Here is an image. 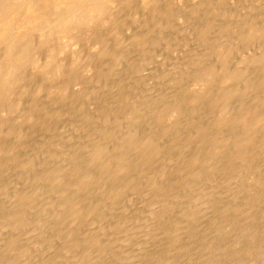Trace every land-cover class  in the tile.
Listing matches in <instances>:
<instances>
[{"label":"rangeland","instance_id":"1","mask_svg":"<svg viewBox=\"0 0 264 264\" xmlns=\"http://www.w3.org/2000/svg\"><path fill=\"white\" fill-rule=\"evenodd\" d=\"M107 13H108L109 18L108 16H106L107 18L105 17L103 19L98 20L95 26L94 24L93 25L91 24L93 27L91 25H89L88 27H85L84 29L87 30L88 28V31H85L82 29L84 34L81 33V36H79L77 39L75 38V40L70 38L69 36H67V38L69 37L68 38L69 40L66 38V36L63 37L64 39L62 37L61 38L58 37L59 38L58 39L56 38L57 36H55L53 40H50V43H49L50 49L46 47L47 45H45V47H43L44 45L43 46L38 45L37 46L38 48L36 47L37 49L36 54H39V55H36V54L35 55H36L37 60L39 59L38 61H40L39 64L35 66L34 64H32L33 66L30 64H26L25 66H22L23 69H20L21 71L20 74H24V75L23 76L21 75V79L23 78V80L20 79V82H21L20 85L23 87H24L23 83H26V85L23 89V87L20 88L19 87L20 85L17 84L16 86L19 85L17 88H19L20 91L17 90V88H14V90L15 91L17 90V91L12 93L14 94L13 96L11 94L12 97L10 96V100H12L13 98L14 100H18L19 102L18 106H16L14 109H9V110H7V108L6 109L3 108L2 110L0 109V129H3L0 132L4 133V134L0 133L1 134L0 136H4L3 138L5 140L2 138L4 146L5 144L10 145V146L7 145L6 146L7 148H4V149L8 150L12 146L7 151L8 153L9 151L10 153L11 151L12 152L14 151L15 153L16 152L19 153L20 156H19V159L17 158L16 162L20 159H21L20 161L24 159L27 163L28 160H31L29 159V157H32V159L38 161V164L36 165L44 167L45 165L44 160L47 159L49 161L48 162L47 160H45L48 162L46 163L47 167L49 165V168H51L53 164L55 166V164L59 163L58 160H61L63 162L61 163L63 166H67L66 164H68L67 163L68 161H69V165L73 163V166H75L76 164L78 166L80 164L86 165L85 162L87 161L88 156L90 154L89 151L92 150L91 147L93 148L97 140L101 141V140L106 139L104 140L103 144H106L109 148H111L114 146V144H118V145L120 144L121 139L122 140L124 139L123 134L126 135L129 129H131V131L133 130L139 131V130L145 129L146 127L147 130H145V132L143 130V132L147 133L148 131V134L150 131L153 130L152 132H150V134L152 133L151 135L155 134L158 136V137L155 135H154L155 137L152 136L155 138V142L161 141V143L164 145V146L162 145L160 146L161 143L159 142L160 143L159 144L156 142L157 145L159 144L160 148H163L161 149V152H160L161 155L160 154H159L160 156L158 155L160 158L157 156L159 161L156 160L157 161L156 163L157 164L159 162L161 163V164L159 163L160 164L159 167L164 164L163 167H165L166 169L164 168L163 172L159 173V172H155L151 168L152 170L149 169V171L151 172L153 171V172L152 173L148 172L151 174L147 175L146 177L148 178V176H150L151 178L152 176L156 175V177L155 176L152 177L151 180L155 178L154 181L158 180L157 182H161V183H163L164 181V184L167 185L168 191L170 190L172 192L171 198L168 199L169 202L173 204L172 213L169 212L170 220L167 223V221H165V219L163 218L164 224L160 222V220H158L159 214L157 212L158 211L157 207L159 204L157 203L158 201H156V199H153L155 198V194H153L155 193L154 192L155 189L152 187L153 189V192H152L150 188L151 185H149L150 190H146L148 188L147 184H149L150 181L149 179L145 177L146 179L144 178V181L141 180V183L142 185H144L142 186L143 192L146 190V193L143 194V192L140 191L141 187L140 189L138 188L139 190L136 189V191L135 189L131 190V192H128L129 194L127 193V195L125 196L126 201L124 200L123 201L124 203L122 202L118 203L117 206H114L113 208L103 211L102 218H100L99 221L94 222L90 226L92 227L89 229L90 232H93L94 234L99 236L100 238L99 241H101L102 245L106 247L107 253L102 254V252L100 251V248L98 250L91 249V251H84L82 249L80 250L79 248L75 247V248L69 249L68 251H64L62 249L61 239L55 236L53 232L50 230L47 231V233L44 232L46 235V238L49 239V242L52 245V249L47 250L45 241L43 240V238L40 239V236H42L43 233L38 232L39 230H37L36 226H35L36 229L33 228L34 219L32 218V219H29L32 226L29 225L27 226V228L25 227L26 228L25 231L20 233L23 239H27L32 234L34 237L33 238L34 240L31 237H29L30 240L31 239L33 240V241L31 240L32 241L31 244H33L34 242L36 243V245L33 244L34 246L33 245L31 246L30 242L28 241L21 242L22 243L21 247L24 248L27 246L26 248L28 250L27 249L25 250L29 251V253L30 252L32 253L30 256L29 255L27 256L25 260V264H68V263L72 264L73 262H78V264H126L128 262L129 264H137V263L138 264H158L155 262V259H154L155 256H157L156 255L157 249H155L152 252L153 255L151 254V256L153 258L151 257V259L148 257L145 258V256L143 255L140 256L141 259L139 257H138L139 259L136 257L138 262L136 259H133L135 258V256H131V255H134L135 252L137 253L138 251L143 249V248L141 249L142 242L137 241L138 238H140L142 235V238H140L139 240L144 241V244L146 246L147 245L146 243L148 242H146L143 239L142 233L146 231H149L151 233V230H152V233L154 235V233L159 232V230L166 231V229L168 230V228L170 227L174 228L173 224L177 220V222L175 223V226H177V223L180 221V219L178 221V218H180L183 214H185L186 213L185 211H187V213H191L192 215L191 217H189L190 220L188 223H183L181 224V226H179L180 224H178L179 230L176 231L175 233L176 235H179V236H174V238L177 237L175 239L177 240L175 243V245L177 246L174 245L175 246L174 248L172 249L169 248L168 252H166V256L169 258V262L167 264H264V257H262L258 251L261 247H264V184H262L264 183V159H263L264 152L260 151L261 148L258 149V147H256L257 148L256 154L259 152L257 156L259 155L260 158L256 159L255 157L256 160H254L253 158L251 160L252 161L251 164L248 167V170L247 168H244L245 166L243 165V163L242 164L238 163L240 165L239 169L243 168L242 169L243 171H241L240 169L239 172L235 171L233 173L232 171H229V169L227 168L228 166L226 167L224 166L225 160H223L221 161V163L218 162V165L220 164L219 165L220 167L218 166L220 169L218 167H215L216 172H214V169L212 172L205 171L204 174L208 173L207 174L208 176L206 174L205 175L201 174L200 177H197L198 179L196 177L195 179H193L191 178V176H189L190 172L185 166V164L188 160V156H190V153H192L195 149H199L198 147L200 145L203 148L204 144H200V142L198 143L196 141L198 143L197 146L199 145L197 147L196 143H193L195 142V140H191V138L186 139L188 141L187 142L181 136L177 140L179 144L177 143V141H174L175 139H177L178 137L177 135H179V132H181L180 134L194 133L193 130L195 129L192 128L193 122H196L198 124H203L206 122V120L209 121V119H210L211 125L207 121L209 124L205 123L201 125L202 127H204V129H208L209 131H212V132L214 130H212L211 128L215 129V131L217 130L221 131L224 129L223 131L225 132H222L223 134L224 133L230 134L229 131L232 129H230L229 127L231 126H229L228 124H224L223 126L227 127V129L225 130L226 127L224 128L221 124L223 122H226L227 115L225 113L224 114L217 113L218 111L216 110V107H212L211 103L206 102L208 101V99L203 100L202 90L204 91L205 88H209L212 90V93L214 94L216 93L215 88H217L218 90L221 86H226L227 84L228 86H231L229 84L234 83V82L233 83L230 82V83L223 84L221 70H219V67L217 65L218 64L217 55H223L226 50H227L226 51L227 53L225 52L224 55H231L229 57L230 61L227 62L228 66H230L229 68L234 69L235 67L238 66L234 70L236 69L244 70L245 69L246 72L248 71L247 72L248 74L246 73L248 75L247 79L252 77V74H253V78L252 79L250 78L249 80H252L251 82L256 84L257 82L256 72H252V67L247 64L248 62H246V60L247 59L249 60V58L253 54L259 55L258 53L260 54L262 53V50L264 49V38L259 39V41L262 44L257 41L258 39H251V41H248L245 39H241L239 37V32H245L246 27L243 26V23L244 21L249 20V19H251L252 22L255 20L258 25H261V24L264 25V0H113V2L109 4ZM104 19L105 21H103ZM107 19L108 21H106ZM222 27H225V28L222 29ZM15 31H16V28H15ZM92 31L93 33H91ZM86 32L89 34H87ZM197 34L199 35V37L197 36ZM142 37L146 39V42L144 44H142L141 42L138 43L139 39H141ZM203 37L204 39H202ZM80 38H82V40ZM62 39L64 41H61ZM36 41H38V39ZM51 41H53V43H51ZM242 41L244 42V45ZM49 44H48V47H49ZM104 44L106 48L109 49V51H111V53L113 54L115 53L119 56L121 55L120 58L116 59V57H114L115 55L109 53V51L103 54V52H101V49L103 48ZM259 45H261L262 47ZM60 46H62L64 49H62ZM45 48L48 49L46 50V52L44 51ZM258 48L259 50H257ZM51 49L54 52H52ZM48 55H51L52 57L54 56L52 60L56 62V63L54 62V64H56V68L58 67L57 69L53 67L55 71L51 74L54 75L56 72V74L57 73L58 74L54 76L57 77L61 73L62 74L65 73L64 75L62 74L60 75L63 79H61V77L58 76L60 79L56 80V77L53 76V80H52V77L51 79L49 78L52 75L45 74L48 72L44 73V71L46 70L43 68V66L42 68L44 69V71L43 69H41V67H38V66H41L40 63H42L43 60H44L43 62L46 61L45 59L48 58ZM72 55H77L75 56V58L77 59V60L75 59L76 60L75 65L73 64L75 60H74V56ZM65 59L69 62L72 60L71 61L72 63L71 62L70 63L73 65L71 64L69 65L67 61H64ZM57 63L58 65H60V67L63 64L64 66L68 68H70L69 66H72L73 72L76 75L73 74V76H71L73 72L71 71L72 68H70L71 69V70L69 69L70 74L67 73L70 76L69 77L66 74L68 68L66 69V67H63V66L62 68H59V66H57ZM65 64H68L69 66ZM245 64H247L246 66L249 67V70L248 68L246 69V66L244 67ZM214 65L217 68V70L216 69L214 70V73H213L214 78L212 77V80L209 82V85L211 86L209 85L207 86L205 85V83H203V82H206L205 79L203 80L200 78L201 80H199L197 72L198 70L200 71V69L202 70L204 67H208V66L214 67ZM201 66L203 67L199 68ZM213 67H209V68H213ZM63 69L64 70L66 69L65 70L66 72H64ZM194 69H197V70H194ZM59 70H60V73H59ZM195 73L197 76L195 75ZM187 74L189 75V78L191 77L190 79L189 78L186 79L188 77ZM66 75H67V79H66ZM214 75L217 78H215ZM73 77L74 79H72ZM36 78L38 80H36ZM70 78L73 81L72 83L69 84V82H71L69 80ZM39 79L42 80L43 82H41ZM48 79H50V81H48ZM215 79H218V80L216 81ZM253 80L256 82H254ZM36 81H38V83H35ZM61 81H64V82L62 83ZM66 81L67 83H65ZM194 81H197V82L200 81V82L197 85V83H195ZM39 83H42V84L40 85ZM59 83H61L62 87L63 86L65 87L67 85L69 86V88L68 86L66 87L67 94L69 95L74 94L73 96L68 95L70 99L68 98V96H67V99L63 98L61 93H59L60 90H56L57 87L59 86L61 87ZM236 83L238 84L237 85L238 87L240 86L239 88H242L244 90L245 95L243 98L245 99V96H246V100L249 99L251 96H254L253 94H255L256 92H258L256 91V88H254L255 90L252 91L253 88L252 87L250 88L249 86H245L244 85L245 83H243L242 81L241 83L239 81L240 85L238 82ZM33 84H35L34 87H33ZM37 84L40 86H38ZM44 84L46 85V89H45ZM181 84L182 86H184L186 91L185 90L180 91L181 89L182 90L184 89L182 88ZM36 86H38V88L40 87L39 90ZM193 86L194 87L196 86V87L193 88ZM26 87L28 88L33 87L35 89L32 90L30 88L31 89L30 90L27 88L28 92L26 94L24 93L25 92L24 90H26ZM212 87L214 88L212 89ZM247 87L250 88L249 91ZM193 89H195L196 91ZM200 90L201 92L199 93ZM29 91H30V94L32 93L36 96L34 97L32 94L31 96L29 94ZM36 91L38 92L35 94ZM175 91L178 92L177 93L178 96L182 94L186 96L187 93L188 95H192L198 92L196 94L200 95V99L199 101H195V103L194 102L190 103L186 101L183 102L184 105H182V107L184 108V110L182 108V112L184 111L183 112L184 114L177 113L178 117L180 116L181 118H176L177 115H175L173 116V119H171L172 118L171 116L169 117V115L168 116L166 115L167 118L166 116H164L163 118H160L158 120L156 118L158 117L156 114L158 111L157 110L158 107H156L157 103L160 100H165L166 102L168 101L167 103H169L171 98L174 99L173 94L175 95L176 93ZM188 91L190 92V94ZM246 91L249 92L251 96H249V94L246 93ZM184 92L186 93V95L184 94ZM250 92H252V94ZM77 95L80 98H78ZM170 96H172L170 99L169 98L165 99V97H170ZM240 96L241 95L237 94L234 97L239 98ZM32 97L35 99L34 101L31 102V100H33ZM59 98L61 101L59 100ZM72 98L74 100H72ZM75 98L76 100L78 99L77 100L78 102L75 100ZM65 99L68 102L67 101L65 102L64 101ZM69 100L70 102H73V101L75 102L69 103ZM120 101L121 103L119 104ZM30 102L32 103V105L29 104ZM34 103L35 105L33 106ZM193 103L195 105H193ZM207 103H208V106L206 105ZM28 104L29 106H31V108L25 109L26 107H29ZM148 104L149 105L151 104V105L149 106ZM228 104H229V101H228ZM153 106L156 108H154ZM198 106L200 109L198 108ZM209 106H211L212 108ZM43 107L45 108L41 109ZM136 107H138L139 110H137ZM202 107L204 109H202ZM228 107L230 109L229 105ZM30 109L31 110L33 109L34 111L37 110L35 112L33 111L34 112L33 115H36L35 118L37 120L39 119L41 120V116L45 119L44 120L46 123L45 127H43L44 125L41 127L40 126L41 122L33 118L34 116L32 115H31L32 117L31 120H29L30 118L28 119L29 123L27 122L28 120L25 119V116L23 117V115H25L26 114L25 112L29 111ZM134 109L140 112L138 113ZM141 109L143 110L142 112L144 114H147L146 115L147 117L145 116L146 117L145 119L143 117L144 114H141ZM62 110L65 111L63 112L64 114L61 113ZM153 110L156 112H154ZM198 110H199V113L197 112ZM201 110H204V112H201ZM145 111L147 113H145ZM52 112H54V114ZM135 112L137 114H140L139 115L140 118H134V116L135 117L137 116ZM148 112H150V114ZM205 112H207L205 117L206 116L208 117L209 115V118L206 117V119H204ZM132 113H134V115H132ZM186 113H188L187 116H186ZM190 113L191 115L195 113V116L193 115L191 117ZM200 113L202 115H200ZM43 114L45 115V117ZM80 114L82 116H80ZM84 114L86 115V117H84ZM197 114H199V116ZM210 114L212 116H210ZM182 115L186 116V118L184 119V116ZM213 115L214 116L216 115L215 116L216 118ZM106 116H108L109 118ZM221 116H223V122L222 121L218 122L217 123L218 126H217L214 123L217 121V119H221ZM22 117L24 118L25 122L23 121ZM130 117L132 118L130 119ZM168 117L171 120L168 121ZM196 117L197 119L196 121H194V118ZM200 117L202 118L200 119ZM20 118L22 119V122ZM135 119H137L138 122H136ZM187 119H189V122ZM211 119H213L215 122ZM134 120L136 124H134L133 122ZM146 120L149 122V124L153 121L150 124L152 127L149 126ZM174 120L176 124L173 123ZM162 121L164 125L166 124V126L164 125L159 126V123L161 124ZM170 121L174 126L176 125L175 126L176 128H179L181 126L180 130L176 129L175 127H172L173 126L172 124H171V127L168 126ZM178 121H180L181 123L184 122L183 123L184 125L178 123ZM198 121H201V123ZM185 122L189 123L193 130L190 128L189 124L186 125ZM129 123L133 125H130ZM153 123H155L154 124L155 127L153 126ZM177 123L179 124V126ZM124 125H127V126L125 127ZM157 125H158L157 129H155ZM128 126L129 127L132 126L133 128L132 127L128 128ZM135 126L137 127V129L134 128ZM205 126H207L208 128ZM216 126L218 128H216ZM12 127L15 128V130L16 129L17 130L20 129V130H18V133L16 131V132H12L11 134V132H9V129H13ZM167 127L170 129L171 128H175V129H171L168 131ZM119 128H123V129H119ZM158 128H160V130H158ZM4 129H8V130H4ZM106 129L108 130L110 129L108 133ZM164 129H165L164 133L166 132L165 134L166 135L168 134L167 136H169L171 133L174 135L175 132L177 131L179 132H177V134L174 136L171 134V136L166 137V135H161V134H164L162 131ZM188 129H190L191 131ZM101 130L102 131L106 130L105 133L108 135L114 131H115V134L111 133L112 135L110 134L108 136L104 134ZM118 130L120 131V133ZM124 130H127L126 134ZM182 130L184 131L187 130V131L183 133ZM137 131H134V132L137 133ZM173 131L175 132L173 133ZM16 133L17 135L19 133L20 134L17 136ZM121 135L123 136L122 138H121ZM138 135H140L139 132H138ZM14 136L15 138H13ZM20 136L21 138L19 139ZM99 136H102V137H99ZM162 136H164L163 139H162ZM118 137H120L121 139ZM170 137L173 142H171ZM255 137H259L261 139L260 136L256 135ZM7 138H10V139L7 140ZM114 139L116 142H119V141L120 142L116 143ZM227 140L228 138H226L225 141L227 142ZM109 141L111 144L109 143ZM191 141L193 142L191 143ZM256 141L259 142L257 138H256ZM170 143L171 144L173 143V144L171 145ZM186 143H187L186 147L188 148V150L187 148L184 147ZM181 144L182 146H180ZM190 144L192 145L194 144L196 148H194V146L192 147V145ZM175 146L178 148H176ZM170 147L173 149L172 151L170 150L171 149ZM180 147H184L185 149L181 148L180 149L181 151H180L179 150ZM175 148L177 150H175ZM84 151L88 152L89 154L87 155V153H85ZM187 152H190V153L188 154ZM73 153L75 154L74 160L76 161L74 160L72 161V159L69 158V155L71 154L74 155ZM185 153H187L188 155L185 156L186 155ZM45 154L47 157L45 156ZM84 154L87 157V158L85 157V159L83 158ZM262 154L263 156L261 157ZM179 156H181V158L182 156L186 157L187 159L185 158L186 160H183L184 158L181 159ZM25 157L28 158V160H26ZM64 158L67 160L65 161ZM81 159L83 162L85 160L86 161L83 163ZM24 160L21 163H24L25 162ZM215 161H214V164L217 162ZM16 162H14L15 164L14 163H11V164H13V169H15L16 167L15 165L17 166L19 165V167H17L18 169H15V171L18 170L17 172H20L19 173L20 175L23 174L22 178H20L21 176H19L18 173L16 174L15 171H14L15 174H13L14 173L13 169H9V168H12L11 164L9 165L8 168H5L7 169L5 170L7 172L6 173L4 172V175L0 176V188L2 187V190L0 189V200L2 201V202L0 201L1 202L0 207L3 206V208H0V212L1 210H2V213L6 211L4 214L12 211L13 205L10 206L11 202L13 201L15 204V201L16 202L18 201L17 198L20 199L19 196H21L23 192L26 193V191H29L30 189L28 188L30 186H33L34 181H35V180L33 181L29 180V183L27 181L29 185L28 186L23 180L24 173L23 172L21 173L22 164L19 161H18L19 163L18 162L16 163ZM181 162L182 163L185 162L183 164L184 166H182ZM64 163L66 164L64 165ZM227 163H225V165ZM61 164L60 163L59 165L57 164L58 165L57 167H60ZM252 164L254 167L259 168L257 170L256 168H253L252 171H254V173L250 171L253 167ZM54 166L52 169H54ZM175 166L178 169L181 168V170L180 169L179 170L182 172H178L179 170L177 171L178 173L174 171L177 169L176 168L173 170ZM198 166L195 165L194 166L195 168L193 167L192 170L194 169L193 171H200L201 169H203L202 166L200 168V164ZM221 167H222V172H224L222 174H221ZM182 168H184V170H182ZM8 169L10 171L12 170L11 173L9 172ZM185 169L188 171V174H186ZM217 170L218 171L220 170V171L218 172ZM255 170L257 174L260 173L259 171L261 170L262 172L260 174H262L263 176L260 174L257 176L255 173ZM172 172L174 173V175H172L173 174ZM184 172L186 174L185 176L190 177L191 180H189V178L188 179L184 178ZM209 172L212 174V175L210 174V178H208ZM248 172L254 175L253 176L251 174L253 176V180L255 184H253V182H251L252 184L251 183L249 184L251 186L253 185L254 187L257 186L255 191H247V190L244 191L243 190V187L247 184V182H249V177L251 176L250 173ZM225 173H227L226 174L227 176L224 175ZM161 174L163 176H161ZM164 174L166 175V177H164L165 176ZM17 175L19 176V178H17L18 177ZM158 176L161 178H158ZM204 176H207V178ZM252 176H251V179H252ZM261 176H262L261 179H263L262 181L260 179ZM16 179L18 181L19 180L21 181V185L17 183ZM184 180H189V181L194 180L193 182H191V184L193 185L190 186L192 187L191 190L193 189L192 191L190 190L189 186L187 187L184 184L180 185V182L184 183ZM256 180H257V183L259 181L258 184L256 183ZM23 182L25 183V185ZM31 182L32 184L30 185ZM1 183L3 184L5 188L1 185ZM259 184L262 186H260ZM13 186L16 187V191L14 189L15 187L13 188ZM25 186H28V187L25 188ZM44 186L47 187L46 185H43L42 191H41V187L37 189L39 194L42 192L41 193L42 195L41 194L39 195L37 191L33 193L31 191L32 189L30 190V192L32 193L31 195L32 196L34 195L32 198L36 201L37 207H36L35 202H32V204H34L36 208L34 207V205H32L31 208H35V209L29 208L30 210H27V214L29 213L28 217H30V215L32 216L38 215L37 213L41 214V212L44 210H49V208L47 207H45V209L42 210V207L44 206V202H42V200L44 201L45 196H47L46 194H48ZM19 188L25 189V190L23 191ZM32 188L34 191L35 190L34 187ZM183 189H185L186 192L183 191ZM19 190H20V193L22 194H19L18 192ZM14 191L15 193L18 192L19 194V195L16 194L18 196H15V199L13 197L15 195ZM187 191H190V192H187ZM43 192L45 194H43ZM136 193L138 196L135 195ZM256 193L259 194V200H256L258 198ZM152 195H154V197H152ZM252 196L253 197L256 196L255 197L256 199L255 198L253 199ZM12 197L13 199H11ZM140 197H143V198H140ZM151 198L153 199L154 203L151 201ZM3 199L5 200L4 202H3ZM251 199H253V202ZM5 205L9 207L10 209L7 207H4ZM233 205L236 206L239 211L233 212L234 210L230 209V207L232 208ZM40 209H41V212H40ZM222 209H223V213H222ZM7 210L8 211L10 210V211L8 212ZM149 213H151V215H149ZM4 216H5V222H8L7 224L9 225L8 226L9 228L5 226L7 224H5L4 222ZM4 216L3 215L0 216L1 217L0 220H2L0 221V230L2 229L0 231L1 240L4 237L5 232H8L7 230L10 229V225H12V223H10L9 218H7L6 215ZM171 217L172 218L174 217V218L172 219ZM230 218H234L236 222L232 225H227V221ZM3 224L5 226L4 228L1 227V225L3 226ZM170 224L172 226H169ZM30 226L32 227V229H30ZM165 227L167 228L165 229ZM191 227L192 229H190ZM4 229H6L5 232H4ZM28 229L30 230V232ZM171 230L172 229H170V231ZM220 230H222L221 232L222 235L221 233H219ZM138 233H139V237H137ZM34 235L36 236V238ZM210 242L213 243V247H211L212 249L208 248L207 246L208 243ZM214 245H215V248H214ZM148 246H149L148 249H150L152 245L149 243ZM125 254H127L128 256L124 257ZM131 259L133 263L130 262Z\"/></svg>","mask_w":264,"mask_h":264},{"label":"bare ground","instance_id":"2","mask_svg":"<svg viewBox=\"0 0 264 264\" xmlns=\"http://www.w3.org/2000/svg\"><path fill=\"white\" fill-rule=\"evenodd\" d=\"M111 2H113V0H0V45H1L0 46V109L2 110L3 108H5V109L7 108V110H9V109H14L16 106H18V103H19L18 100H14V98L12 100H10V96H11V94L13 92H16L17 90H19V88H17V87L21 84V82H20L21 75L22 76L24 75V74H20L21 73L20 69H23L22 66H25L26 64H30V65L34 64V66L39 64L40 61H38L39 59L37 60V58H36V55H39V54H36V51H37L36 47L38 45L39 46H41V45L43 46L44 45L43 47H45V45H47L46 47L50 49V44H49L50 40H53V38L55 36H57L56 38H58V37H60V38L62 37L63 38L65 36L67 38V36H69L70 38H72L74 40H75V38L77 39L79 36H81V33L84 34L82 29L85 30L84 28L88 27L91 24L92 25L94 24V26H95V24L98 22V20L103 19L106 16H108V13H107L108 12V7H109V4ZM216 10H217V8H216ZM108 18H109V16H108ZM103 21H105V19ZM106 21H108V19ZM254 21L252 22L251 19L244 21L243 26L246 27V30H245V32H239V37L241 39H245V40H248V41H251V39H258L257 41L260 42L259 39H263L264 38V25L263 24L258 25L257 22L255 21L256 22L255 23ZM205 22H206V20H205ZM225 27H222V29H224ZM15 28H16V31H15ZM200 28H202V27H200ZM85 31H88V28ZM240 31H241V29H240ZM95 32H96V30H95ZM38 33H39V35H38ZM91 33H93V31ZM87 34H89V33H87ZM37 36H38V38H37ZM197 36L199 37L198 34H197ZM35 37H36V39H35ZM37 39H38V41H36ZM63 39L61 41H64ZM72 39H70V40H72ZM80 39L82 40V38H80ZM202 39H204V37ZM139 42L144 44L146 42V39H144L142 37L141 39H139L138 43ZM51 43H53V41H51ZM57 43H59V42H57ZM48 44H49V47H48ZM243 45H244V42H243ZM62 46H63V44H62ZM62 46H60V47L62 49H64ZM104 46H105V44H104ZM104 46H103V48L101 46V48H102L101 52H103V54L107 53L109 51V49H107L106 46L104 48ZM259 46H261V45H259ZM47 48H45V50H44L45 52H46V50H48ZM51 48H52V46H51ZM225 50H223V51H225ZM257 50H259V48ZM51 51L54 52L52 49H51ZM57 51H59V50H57ZM112 52H113V50H112ZM225 52H224V54H225ZM109 53H111V51H109ZM111 54H113V53H111ZM224 54L223 55H217L218 56L217 57L218 64L217 63L216 64L218 65L219 70H221V76L223 78V84L224 83H230V82H232V83L234 82V83L233 84L230 83L229 85H231V86H228V84L226 86H221L218 90H217V88H215L217 91L215 90L216 93H214V94L212 93L211 89L205 88L204 91L202 90V93H203V98L202 99L203 100L204 99L205 100L208 99V101H206V102L211 103L212 107H216V110L218 111L217 113H219V114H221V113L224 114L225 113L227 115L226 122H223V116H221V119H217L216 122L213 119H211V120H213L215 122L214 124H216V125H217L218 122L222 121L223 122V123H221L222 126L224 124H228L229 126H231V127H229L230 129H232V130L229 131L230 134H226V133L223 134L222 132H225V131H223L224 129L221 130V131L220 130L215 131V129L211 128L212 130H214L213 132L209 131L208 129H204V127H202L201 125H203L205 123H208V122L210 123V119H209V121L206 120V122L203 123V124H198L196 122H193V120H192V122H193V124L191 123L192 124V128L195 129V130H193L191 128V125L189 123L185 122L186 125L189 124L190 128L194 131V133L180 134L181 132L176 130L177 132H179V135H177L178 137L174 141H177L178 138H180V136H181V137L184 138V140L190 139V138H191V140H195V142L191 141V143L192 142L196 143V146H197V144L199 142H200V144H204L203 148H202L201 145L200 146L198 145L199 147L198 146L197 147L199 149H195L194 151L192 150L193 151L192 153L187 152L188 154L190 153V156H188V160H187L185 166L187 167V169L190 172L189 176H191V178H193V179H195V177L196 178L200 177L201 174L205 175L206 174V173L204 174L205 171L212 172L213 169H214V172H216L215 171L216 170L215 167H218L220 165V164L218 165V162L221 163V161H223V160H225V163L228 162L226 165L224 163V166L225 167L228 166L227 168L229 169V171H232L233 173L235 171L239 172L240 169H241V171H243L242 170L243 168L239 169V166H240L239 164H242V163L245 166L244 168H247V170H248V167H249V165L252 162L251 160L253 158H254V160L260 158L259 155L257 156V154H259V152L256 154V150H257L256 147H258V149L261 148L260 151L264 152V49L262 50V53H261L262 55L260 53H258L259 55L253 54L249 58V60L248 59L246 60V62H248L247 64L252 67V72H256L257 82L253 80L254 82H256V84L251 82L252 80H249L250 78L251 79L253 78V74H252V77L249 76L250 78L248 77L249 79H247V76H248L247 72L248 71L246 72L245 69L244 70L243 69L234 70L238 66L237 67L234 66L235 67L234 69L229 68L230 66H228L227 62L230 61L229 57L231 55H224ZM51 55H48V58L44 57V58H46L45 59L46 61L43 62L44 60L43 61L41 60L42 61V63H40L41 66H38V67H41V69L44 68L46 70V71H44V69H43L44 73L48 72V73H45V74L52 75V76L49 75L50 76L49 78L51 79V77H52V80H53V76L57 75L58 73L56 74V72H55L54 75L51 74V73H53L55 71L54 68H56V64H54L55 61L52 60L54 58V56L52 57ZM113 55H115L114 57H116V59H119L120 56H121V55L119 56V55H117L115 53ZM72 56H74V60H75L76 59L75 56H77V55H72ZM66 59L64 61L68 60V59L67 60ZM76 60L73 63L74 65L76 63ZM60 62H61V60H60ZM67 62L69 63V65L72 63V62L70 63L69 61H67ZM73 64H71V65H73ZM247 64H245L244 67ZM65 65L69 66L68 64H65ZM42 66H43V68H42ZM57 66H59V68H62V66L66 67V66H64V64L60 67V65H58V63H57ZM203 66H201L199 68H202ZM205 66H207V65H205ZM69 67L72 68V70L70 68H68V67H66V69L68 68V70L70 69L73 72V67L72 66H69ZM209 67H213V66L204 67L202 70L200 69V71L198 70V72H197L199 80H201V79L204 80L205 79L206 82H203V83H205V85H207V86L209 85V82L212 80L214 70L215 69L217 70L215 65H214L213 68H209ZM247 68L249 70V67L246 66V69ZM65 70H64V72H66ZM68 70H67L66 74L67 73L70 74V70L69 71ZM194 70H197V69H194ZM252 72H250V73H252ZM59 73H60V70H59ZM64 74H62V75H64ZM73 74H75V73L73 72L71 74V76H73ZM60 75H58V76L61 77ZM67 75H66V79H67ZM195 75H196V73H195ZM58 76L57 77L54 76V77H56V80L60 79ZM187 76L188 77L186 79L189 78L188 74H187ZM74 77L72 79H74ZM215 78H217V77L215 76ZM254 78H255V76H254ZM50 79H48V81H50ZM61 79H63V78L61 77ZM218 79H219V77H218ZM218 79H215V80L217 81ZM21 80H23V78ZM36 80H38V79L36 78ZM69 80L71 81V82H69V84L72 83L73 80H71V78ZM177 80H178V78H177ZM194 80H196V79H194ZM40 81L43 82L42 80H40ZM64 81H61V82L63 83ZM67 81L65 83H67ZM239 81H240V83H241V81L243 83H245L244 84L245 86H249L250 88L252 87L253 88V90L251 89L252 91L255 90L254 88H256V91H258L256 93L254 92L255 93V94H253L254 96H251L249 94V92L246 91V93H248L249 96H251L249 99H247L249 101L246 100V96H245V99L243 98L244 95H245L244 94V90L242 88H239L240 86L238 87L237 86L238 84L236 83V82L239 83ZM33 82H34V80H33ZM59 82H60V80H59ZM194 82L197 83V85H198L200 81H198V82L194 81ZM35 83H38V81H36ZM206 83H208V84H206ZM240 83H239V85H240ZM17 84H19V85L16 86ZM23 84H24V87H25L26 83H23ZM39 84L41 85L42 83H39ZM213 84H214V82H213ZM40 85H38V86H40ZM59 85H61V83H59ZM34 86H35V84H33V87ZM38 86H36V87L38 88ZM44 86H45V89H46V85L45 84H44ZM67 86H65V87L63 86L62 87V85H61V87L60 86L57 87L58 89L56 88V90H60V92L59 91L58 92L61 93L63 98H66V99H67V96L69 95V94H67V91H66V89H67L66 87ZM181 86H182V84H181ZM209 86H211V85H209ZM19 87L21 88L23 86L20 85ZM24 87H23V89H24ZM33 87H30V88L33 90V89H35ZM195 87L193 86V88H195ZM215 87H216V85H215ZM249 87H247L248 91L250 90ZM14 88H17V90L15 91ZM27 88L28 87H26V90H24L25 91L24 93H26V94L28 92ZM30 88H28V89H30ZM37 88H36V90H37ZM39 88H38V90H39ZM59 88H61V89H59ZM68 88H69V86H68ZM182 88H184V86H182ZM213 88L214 87H212V89ZM176 89H178V88H176ZM184 90H185V88L183 90L181 89L180 91H184ZM193 90H195V89H193ZM37 92L38 91H36L35 94ZM200 92H201V90L199 91V93ZM177 93L178 92H176L175 95H177ZM196 93H198V92H196ZM196 93L192 94V95H188V93H187L188 96L186 95L185 92H184V94L186 96H184L183 94L180 95V96H178V95L175 96L173 94L174 99L171 98L172 96L165 97V99L166 98L167 99L171 98L170 99L171 103H170V101H169V103H167L168 101L166 102L165 100H160L157 103V105H156V107H158L157 108L158 111L156 113L158 117H156V118L159 120L160 118H163L164 116H166V115L168 116L169 115V117L171 116L172 117L171 119H173V116L177 115V113H180V114L183 113L184 112V111L182 112V108H183L182 105H184L183 102L186 101V102H190V103H192V102L195 103V101H199L200 95H197ZM250 93L252 94V92H250ZM29 94H30V91H29ZM189 94H190V92H189ZM237 94H239L241 96L239 98H235L234 96L237 95ZM13 95L14 94H12V96ZM32 95L34 97L36 96L34 94H32ZM70 95H72V94H70ZM31 96H30V98H31ZM64 96H66V97H64ZM69 96H68V98H69ZM78 98H80V97L78 96ZM34 99L35 98H33V100H31V102L34 101ZM66 99L64 100L65 102L67 101ZM59 100H60V98H59ZM72 100H74V99L72 98ZM75 100H76V98H75ZM172 100H173V102H172ZM228 101H229V104H228ZM31 102L29 104L32 105ZM73 102H75V101H73ZM73 102H70V100H69V103H73ZM120 103H121V101L119 102V104ZM194 103H193V105H195ZM208 103L206 104L207 106H208ZM29 104H28V106H29ZM155 104H156V102H155ZM198 104H200V103H198ZM202 104H203V102H202ZM202 104H201V106H202ZM34 105H35V103L33 104V106ZM66 105H68V104H66ZM193 105H192V107H193ZM228 105L230 106V109H229ZM73 106H74V104H73ZM133 106H132V108H133ZM196 106H197V104H196ZM199 106H198V108H199ZM211 106H209V107H211ZM156 107H154V108H156ZM27 108H31V106L26 107L25 109H27ZM44 108L45 107H43L41 109H44ZM132 108H131V110H132ZM136 108H137V110H139L138 107H136ZM202 109H204V108L202 107ZM207 109H209V108H207ZM134 110H136V109H134ZM137 110H136V112L139 113L140 111H137ZM154 110H156V109H154ZM183 110H184V108H183ZM31 111L33 112L34 110L30 109L29 111H26V112L24 111L26 114L23 115V117L25 116V119L28 120L30 118L29 120H31V118H32L31 115H32V116H34L33 118H35L36 115H33V114L37 110H35L33 113ZM46 111H44V112H46ZM142 111L143 110L141 109V114H144ZM42 112H43V110H42ZM63 112H65V111L62 110L61 113H63ZM154 112H156V111H154ZM154 112H153V114H154ZM186 112H188V111H186ZM197 112L199 113V110ZM197 112H195V113H197ZM201 112H204V110H201ZM207 112L204 113V117H205ZM52 113L54 114V112H52ZM145 113H147V112L145 111ZM148 113L150 114V112H148ZM195 113H193L194 116H195ZM81 114H83V113H81ZM81 114H80V116H82ZM187 114L188 113H186V116H187ZM132 115H134V113H132ZM136 115L137 116L136 117L134 116V118H140V116H139L140 114L136 113ZM146 115L147 114H144V116H143L144 119L147 117ZM190 115H191V113H190ZM193 115H191V117ZM197 115L199 116V114H197ZM200 115H202V114L200 113ZM46 116H48V115H46ZM104 116H105V114H104ZM167 116H166V118H167ZM182 116H184V115H182ZM186 116H184V119L186 118ZM210 116H212V115L210 114ZM44 117H45V115H44ZM84 117H86L85 114H84ZM106 117H108V116H106ZM150 117H152V116H150ZM169 117H168V121L171 120ZM202 117H200V119ZM206 117L204 119H206ZM131 118L132 117H130V119ZM153 118H151V119H153ZM176 118H181V117L180 116L178 117V115H177ZM207 118H209V115H208ZM196 119H197V117L194 118V121H196ZM29 120L27 121L28 123H29ZM44 120L45 119L42 116H41V120L40 119L37 120V121L41 122L40 123L41 127L43 125H44L43 127H45V125H46ZM135 120H136V122H138L137 119H135ZM135 120L133 121L134 124H136ZM187 120L189 122V119H187ZM23 121H24V118H23ZM32 121H33V119H32ZM213 121H211V122H213ZM21 122H22V119H21ZM198 122L201 123V121H198ZM131 123H132V121H131ZM131 123H129V124L133 125ZM173 123H175V120H174ZM178 123L183 124L184 122L181 123L180 121H178ZM148 124H149V122H148ZM150 124H149V126L152 127ZM154 124L155 123H153V126L155 127ZM171 124L172 123L170 121L169 125L168 124L167 125L171 127ZM127 125H128V123H127ZM127 125H124V126L126 127ZM160 125H164L163 121H162L161 124L159 123V126ZM210 125H211V123H210ZM164 126H166V124ZM175 126L173 125L172 127H175ZM178 126H179V124H178ZM207 126H205V127H207ZM217 126H216V128H218ZM114 127H116V126H114ZM130 127H132V126H130ZM130 127L128 126V128H130ZM157 127H158V125L156 126L155 129H157ZM180 127L179 128L175 127V128L180 130ZM223 127L225 128L226 126H223ZM134 128L137 129L136 126ZM175 128H171V129H175ZM229 128H228V130H229ZM119 129H123V128H119ZM152 129H150V130H152ZM171 129L168 128V131L171 130ZM226 129H227V127L225 128V130ZM2 130L3 129H0V131H2ZM4 130H8V129H4ZM18 130H20V129H18ZM18 130L17 129L15 130V128H13V129H9V132H11V134H12V132H16L17 131V133H18ZM106 130H107V133H108V131L110 129L109 130L106 129ZM143 130L145 132V130H147L146 127ZM143 130H139V131L133 130V131H131V129H129L130 132L128 131L127 134H126L127 130H124L125 134H126V135L123 134L124 142L121 139L123 137L121 135V138L120 137H118V138L121 139L122 143L119 140H117V141L120 142V144L119 145L118 144H114V146H116V147H114L112 145L114 148L110 146L112 149L109 148L106 144H103L104 140H106V139L101 140L102 143H101V141L97 140L100 143L97 142V141H96L97 143L95 142L93 148L91 147L92 150L89 151L90 154L88 152L84 151L85 153H87V155L89 154V156H88L87 161L86 160H85L86 162L84 161L86 163V165L83 164L84 165L83 166V165L80 164L83 167H81L80 165H79L80 166L79 167L77 164H76L77 166L76 165L73 166V163L69 165V161L67 162L68 164L64 163V165L66 164L67 166H63L61 164L63 162L61 160H58L59 163L61 164L60 167H57L59 165V163L56 162L58 165L55 164V166H54V164H53L54 169H52L53 166L52 167L50 166L51 168H49V165H48V167H47L46 163L49 162L47 159H45V160H47L48 162L44 160V162H45L44 164L45 165L42 163L44 165V167L36 165V164H38V161L32 159V157H29V159H31V160H28V158L25 157V159L28 160L27 163H26V161L24 159H23L25 161L24 163H21V162H23V160L22 161H20L21 159L18 160L22 164L21 165L22 166L21 173L22 172L24 173V176H23L24 177L23 178L24 182L28 185L29 180H32V181L35 180L34 181V185L30 186L31 188L29 187L28 189H30V190L32 189L31 191L33 193H35V191L38 192L37 189H39L40 187H41V191H42L43 190L42 189L43 185L47 186V187L44 186L46 188V192L48 194H46L47 196H45L44 201L42 200V202H44V206L42 205L43 206L42 210H44L45 207L49 208V210H44V211L41 212V209H40L41 214L37 213L38 215H35V216L30 215V217H28L29 213L27 214V210H30L29 208H31L32 205H34V204H32V202H35L36 207H37L36 201L32 198L34 195L33 196L31 195L32 193L30 192V190L26 191V193L23 192V194L20 193V190L18 191L19 194H22L21 195L22 197L19 196L20 199H18L16 197L18 201L16 202L14 200L15 204L11 200L13 203L11 202V204L10 203L9 204H10V206L13 205L12 211L9 210L10 211L9 212L7 210L9 213H6V214H4L6 211H4V213H2V210H1V212H0L1 213L0 216L6 215V217L9 218L10 223H12V225H10V229L11 230L9 229L10 231L7 230L8 232H5L6 229H4L5 235H4L3 239L1 240V237H0V264H25V260H26L27 256L28 255L30 256L32 254L31 252L29 253V251H27L28 250L26 248L27 246L24 247V248L21 247V245H22L21 242L28 241L31 244V242L34 240L33 239L34 238L33 235L30 233L31 236H29V237H31L33 239V240L31 239L32 240L31 241L29 239V237L27 239H23L21 237V234H20L21 232L25 231L27 226L31 225V222H30L29 219H32V218L34 219V225H33L34 227L33 228L36 229V227H37V230H39L38 232L43 233L42 236H40V239L43 238V240L45 241V245H46L47 250L48 249H52V245L49 242V239H47L46 235H45V233H47V231L50 230V231L53 232V234L55 236H57V237H59L61 239L62 249L64 251H68L69 249L75 248V247L79 248L80 250L82 249L84 251H91V249H97L98 250L100 248V251L102 252V254L107 253L106 252V250H107L106 247H104V245H102L101 241H99V239H100L99 236H97L93 232H90L89 229L92 228L90 226L94 222L99 221L100 218H102L103 211H106V210H108L110 208H113L114 206H117L118 203H121V202L124 203L123 201L125 200V196L127 195L128 192H131V190H133V189H135V191H136V189H138V188L140 189V187L142 189V186H144V185H142L141 180L144 181V178L147 175H149V174H151L153 172V171L152 172L149 171V169L152 168L155 172H159V173L161 172L162 173L164 168H165V167H163L164 164L159 167V165L161 163L160 162H159L160 164L156 163L157 161H159L158 157L161 155V153H160L161 149H163V148L159 147V144L161 143V141H159L160 143L156 141L157 143H159L157 145V143L155 142V138H154L157 135H155L154 133L153 134L155 136L151 135L152 133L150 134V132H152L153 130L150 131L149 134H148V131H147V133H144ZM158 130H160V128H158ZM188 130H190V129H188ZM105 131H102V132L104 134H106ZM134 131H137V133H135ZM162 131L164 133L165 129L162 130ZM182 131L184 133L187 130L186 131L182 130ZM138 132H139L140 135H138ZM174 132L175 131H173V133ZM177 132H175L174 135H176ZM17 133H16V135H17ZM111 133L115 134V131L111 132ZM119 133H120V131H119ZM165 133L161 134V135H166ZM171 134L169 136H171ZM106 135H108V134H106ZM167 135H166V137H169ZM256 135L260 136L261 139L259 137H255ZM21 136H22V134H21ZM21 136L19 137V139L21 138ZM152 136H154V137H152ZM160 136H159V138H160ZM3 137L4 136H0V176L1 175L3 176L4 172L5 173L7 172V171H5V170H7L5 168H8L11 163L16 162L17 158L19 159V156H20L19 153H17V152L15 153L14 151H13L14 154H13L12 151H11V153H10V151H9V153L7 152L12 146L8 150L4 149V148H7L6 146L9 145V144H7V145L5 144V146H4L3 140H2ZM99 137H102V136H99ZM163 137L164 136H162V139H163ZM13 138H15V136ZM114 138H115V136H114ZM226 138H228L227 142L225 141ZM256 138L259 140V142L256 141ZM9 139L10 138H7V140H9ZM170 139H171V137H170ZM1 140H2V142H1ZM114 141H115V139H114ZM119 142H116V143H119ZM171 142H173L172 139H171ZM106 143H108V142H106ZM109 143H110V141H109ZM177 143L179 144L178 141H177ZM177 143H175V144H177ZM210 144H211V146H210ZM161 145L164 146L162 143L160 144V146ZM186 145H187V143L184 146L185 148H187ZM190 145H192V144H190ZM180 146H182V144ZM193 146H194V144L192 145V147ZM178 147H176V148H178ZM184 147H180L179 150L181 148L185 149ZM173 148H174V146H173ZM176 148H175V150H177ZM194 148H196V147L194 146ZM170 150L172 151L173 149L171 148ZM187 150H188V148H187ZM187 153H185L186 154L185 156L188 155ZM45 156H46V154H45ZM262 156H263V154L261 155V157ZM85 157H86V155L84 154L83 158L85 159ZM179 157L181 158V156H179ZM255 157H256V159H255ZM69 158H71L72 161H73L75 159V154L74 155H72V154L69 155ZM182 158H184L183 160L187 159L186 157H183V156H182ZM64 159H62V160H64ZM181 159H179V160H181ZM263 159H264V157H263ZM66 160L67 159H65V161ZM68 160H70V159H68ZM35 161H36V163H35ZM74 161H76V160H74ZM81 161H82V159H81ZM214 161L216 162L215 164H217V165L214 164ZM184 163L185 162H183V163L181 162L182 166H184L183 165ZM199 164H200V168L202 166L203 169H201V170L199 169L200 171H193L194 169L192 170V168L195 165L198 166ZM11 165H12V168H9V169H13V164H11ZM71 165H72V167H71ZM15 166H16L15 169H18L17 167H19V165L18 166L15 165ZM176 166H175V168H173V170L177 168ZM252 166H253V164H252ZM222 167H221V174L224 173V172H222ZM253 168H256V170L259 169V168L253 166L250 171H252ZM15 169H13V172L15 171ZM179 169L181 170V168H179ZM179 169L177 168L174 171L177 172ZM180 170L178 172H182ZM182 170H184V168H182ZM256 170H255V173H256ZM11 171L9 170L10 173H11ZM17 171H15L16 174L18 173V175L21 176L20 178H22L23 174L20 175L19 174L20 172H17ZM185 171H186V174H188V171L186 169H185ZM15 172L13 174H15ZM148 172H151V173H148ZM210 172H209V177L208 178H210V174H211ZM226 172H227V170H226ZM252 172L254 173V171H252ZM259 172L261 173L262 171L260 170ZM174 173L172 175H174ZM177 173H176V175H177ZM248 173H250V172H248ZM260 173H258V174L256 173V175L258 176ZM186 174L184 172V178H186V179L189 178V180H191L190 177H186L185 176ZM226 174L227 173H225L224 175H226ZM251 174L252 173H250V175ZM5 175H7V174H5ZM260 175H262V174H260ZM19 176L17 178H19ZM154 176L156 177V175H154ZM154 176H152V177H154ZM161 176H163V175L161 174ZM207 176H204V177L207 178ZM251 176L249 177V182H247V184L243 187L244 191H246V190L247 191H255V189L257 187V186L254 187L253 185H252L253 186L252 187L249 184L251 182H253V184H255L254 180H253V176L254 175L252 176V179H251ZM262 176L260 177V179L262 178ZM164 177H166V175ZM1 178H3V177H1ZM151 178H150V176H148L147 179H149L150 182H149V184L146 183L148 185V186L146 185L148 188L147 189L145 188V189L146 190H150L149 189V185H151L150 188H151L152 192H153L152 187L155 189L154 190L155 193H153V194H155V198H153V199H156V201H158L157 203L159 204L158 207H157L158 208L157 212L159 214L158 220H160V222H162L164 224V222H163L164 221L163 218H164L165 221H167V223H168V221L170 220L169 219V217H170L169 216L170 215L169 212L172 213V209H173V204L171 202H169V200H168V199L171 198L172 192L170 190H169L170 192L168 191L167 185L164 184V181H163V183H161V182H157L158 181L157 178H156L157 181H154L155 178L153 180H151ZM158 178H161V177L158 176ZM182 178H183V176H182ZM254 179H255V177H254ZM260 179H258V180H260ZM162 180H164V179H162ZM189 180H184V183L180 182V185L184 184L185 186H187V187L189 186L190 187L191 185H193V184H191V182H193L194 180H192V181H189ZM262 180L263 179H261V181ZM19 181L17 180V183L21 185V181H20V183H19ZM27 181H28V183H27ZM25 183H24V185H25ZM256 183H257V180H256ZM258 183H259V181H258ZM31 184H32V182L30 183V185ZM262 184H264V183H262ZM1 185L3 186L2 183H1ZM15 186H13V188ZM28 186H25V188L28 187ZM260 186H262V185H260ZM6 187H8V186H6ZM32 187H34V189H35L34 191H33ZM181 188H182V186H181ZM191 188L192 187H190V190H191ZM0 189L2 190V187ZM14 189L16 191V187ZM19 189H21V188H19ZM141 189H140V191L143 192V189L142 190ZM185 189H183V191L186 192ZM21 190L24 191L25 189H21ZM146 190L143 192V194L146 193ZM15 191H14L15 195L13 196V194H12L14 199H15V196L19 195L18 192L15 193ZM44 191H45V189H44ZM187 192H190V191H187ZM16 194H18V195H16ZM38 194H39V192H38ZM43 194H45V193L43 192ZM138 194H139V192H138ZM133 195H134V193H133ZM135 195H137V193ZM36 196H37V194H36ZM257 196H258L257 199L255 198L256 196H254V197L252 196V197H253V199L255 198L256 200H259V194H257ZM13 197L11 199H13ZM152 197H154V195H152ZM140 198H143V197H140ZM8 199H9V197H8ZM32 199H33V201H32ZM153 199L151 198L152 202H153ZM253 199H251L252 202H253ZM4 201L5 200L3 199V202ZM171 201H173V200H171ZM254 203H255V201H254ZM121 205H123V204H121ZM150 205H151V203H150ZM4 207H7V206L5 205ZM34 207H35V205H34ZM0 208H3V206H1ZM7 208H9V207H7ZM35 208H31V209H35ZM230 209L234 210L233 212L239 211L238 208L236 206H234V205L232 206V208L230 207ZM3 210H5V209H3ZM185 212H186L185 214H183L180 218H178V221H179V219H180V221L177 223V226H175V223L177 222V220L173 224L174 228L170 227L167 230L166 229L167 227H165L166 231L159 230V232L154 233V235H153L151 229H150L151 233L149 231H146V232L142 233L143 234V239L146 242H148V243H146L147 245L145 246L144 241L139 240L140 238H142V235H141L140 238H138L137 241L142 242L141 243V246H142L141 249L142 248L143 249L138 251L137 252L138 254L135 252L136 255L135 254L131 255V256H135V258H133V259L137 260V258L138 257L140 258L141 255L145 256V258L148 257V258L151 259L152 252L155 249H157V251H156L157 252V254H156L157 256H155V258H154L155 262L158 263V264H167L169 262V258L166 256V252H168L169 248L172 249L175 246H177V245H175V243L177 241L175 239L177 237L174 238V236H179V235H176L175 232L179 230L178 228H179V226H181V224L188 223L189 220H190L189 217H191V215H192L191 213H187V211H185ZM222 213H223V209H222ZM149 215H151V213H149ZM229 217H230V215H229ZM0 219H1V217H0ZM0 221H2V220H0ZM90 221H92V222H90ZM4 222H5V216H4ZM32 222H33V220H32ZM235 222H236V220L234 218H230L227 221V225H232ZM7 223L8 222H5V224H7ZM178 224H180V225L178 226ZM5 226L7 228H9L8 224L5 225ZM5 226H4V224H3V226L1 225V227H3V228ZM31 226H30V229H32ZM169 226H172V225L170 224ZM170 229H172V230L170 231ZM190 229H192V227ZM28 230H26V231H28ZM124 231H126V230H124ZM29 232H30V230H29ZM31 232H32V230H31ZM221 232H222V230L219 231V233H221ZM140 234H141V232H140ZM221 235H222V233H221ZM137 237H139V233H138ZM35 238H36V236H35ZM149 243L152 245L150 249H148L149 248V246H148ZM33 244L36 245L35 242ZM33 244H31V246ZM205 244H207V243H205ZM207 246H208V248H211V247H213V243L210 242V243H208ZM207 246H206V248H207ZM214 248H215V245H214ZM261 248L258 251H259V254H261V256L264 257V249H263L264 247H261ZM25 249H27V250H25ZM45 252H46V250H45ZM125 252H126V250H125ZM125 255H124V257L128 256L127 254H125ZM129 258H130V256H129ZM125 259H127V258H125ZM127 260H129V259H127ZM147 261H149V260H147ZM130 262L133 263L132 259H131ZM137 262H138V260H137ZM68 264H70V263H68ZM72 264H78V262H73ZM126 264H129V262L126 263Z\"/></svg>","mask_w":264,"mask_h":264}]
</instances>
